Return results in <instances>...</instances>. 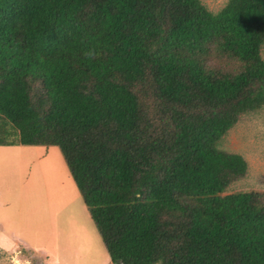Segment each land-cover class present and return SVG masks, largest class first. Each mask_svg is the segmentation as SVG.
<instances>
[{"label": "trees", "instance_id": "obj_1", "mask_svg": "<svg viewBox=\"0 0 264 264\" xmlns=\"http://www.w3.org/2000/svg\"><path fill=\"white\" fill-rule=\"evenodd\" d=\"M263 45L264 0H0V146L59 150L111 264H264V193L224 194L247 165L218 149Z\"/></svg>", "mask_w": 264, "mask_h": 264}, {"label": "rangeland", "instance_id": "obj_2", "mask_svg": "<svg viewBox=\"0 0 264 264\" xmlns=\"http://www.w3.org/2000/svg\"><path fill=\"white\" fill-rule=\"evenodd\" d=\"M200 2L215 14L227 0ZM218 149L247 165L224 194L264 193V109L242 115ZM0 264H111L56 147L0 146Z\"/></svg>", "mask_w": 264, "mask_h": 264}, {"label": "clouds", "instance_id": "obj_3", "mask_svg": "<svg viewBox=\"0 0 264 264\" xmlns=\"http://www.w3.org/2000/svg\"><path fill=\"white\" fill-rule=\"evenodd\" d=\"M83 55L88 59H94L97 57L98 53H97L96 49L93 47V48H89L87 51H85L83 53ZM156 264H163V260L162 259L157 260Z\"/></svg>", "mask_w": 264, "mask_h": 264}]
</instances>
